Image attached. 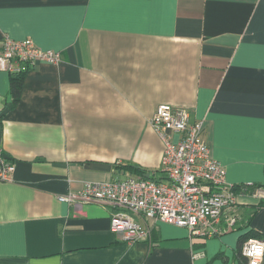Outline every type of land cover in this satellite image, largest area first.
<instances>
[{
    "label": "crops",
    "instance_id": "0c3cea01",
    "mask_svg": "<svg viewBox=\"0 0 264 264\" xmlns=\"http://www.w3.org/2000/svg\"><path fill=\"white\" fill-rule=\"evenodd\" d=\"M6 36L62 61L30 68L16 103L0 70V148L16 163L12 180L0 179V264H247L244 238L264 240L253 189L236 223L225 216L206 238L130 213L148 231L134 242L111 229L123 209L60 195L139 176L121 164L167 181L151 125L163 103L204 120L228 183L264 185V0H0Z\"/></svg>",
    "mask_w": 264,
    "mask_h": 264
},
{
    "label": "built area",
    "instance_id": "2783aa9c",
    "mask_svg": "<svg viewBox=\"0 0 264 264\" xmlns=\"http://www.w3.org/2000/svg\"><path fill=\"white\" fill-rule=\"evenodd\" d=\"M61 52L45 49L31 38L0 41V70L21 72L43 62L57 64ZM151 125L165 145L162 161L167 181L128 176L117 180L87 182L79 192L60 195L69 204L92 201L112 204L124 211L111 217V229L120 238L134 242L147 236L148 231L130 213L145 217L150 223L163 221L186 227L192 235L210 237L219 232V223L227 216L230 226L237 221L236 210L240 197L246 195L243 184L238 191L228 183L226 168L213 157L211 147L202 138L205 122L190 123L189 110L184 106L163 103L157 106ZM16 163L9 160L0 148V179L12 180ZM251 195L264 199V187H254ZM261 247L258 256L249 255ZM242 254L247 264H262L264 240L249 237L243 244Z\"/></svg>",
    "mask_w": 264,
    "mask_h": 264
},
{
    "label": "trees",
    "instance_id": "16d2710c",
    "mask_svg": "<svg viewBox=\"0 0 264 264\" xmlns=\"http://www.w3.org/2000/svg\"><path fill=\"white\" fill-rule=\"evenodd\" d=\"M30 69V66H27L25 69L21 70V72H15V73H10L11 76V81H10V94L12 96L13 99V103H16L20 100L21 98V94H22V89H23V83L26 77V74L28 72V70ZM9 160L15 162V160L11 157V156H7ZM119 167H123L126 168L127 170H130L133 173H136L139 175V177H145L143 176L144 172L142 171L141 168L131 165V164H121L118 165ZM241 185H235L234 189L236 191L239 190V188L242 186ZM264 185H260V184H254L253 186H247V189H253L254 187H263ZM262 202H260L261 204ZM251 236H259L256 235L254 233H250L246 236V238H244V240L242 241V244L244 241H246L249 237ZM246 239V240H245ZM242 247V246H241Z\"/></svg>",
    "mask_w": 264,
    "mask_h": 264
},
{
    "label": "water",
    "instance_id": "95a60500",
    "mask_svg": "<svg viewBox=\"0 0 264 264\" xmlns=\"http://www.w3.org/2000/svg\"><path fill=\"white\" fill-rule=\"evenodd\" d=\"M85 167L95 169V170L107 171V172H110L112 170L111 164L103 163V162H91L89 164H86ZM145 177L148 178L149 175L146 174Z\"/></svg>",
    "mask_w": 264,
    "mask_h": 264
},
{
    "label": "clouds",
    "instance_id": "9594fccd",
    "mask_svg": "<svg viewBox=\"0 0 264 264\" xmlns=\"http://www.w3.org/2000/svg\"><path fill=\"white\" fill-rule=\"evenodd\" d=\"M261 253H262V249H261V247H256L255 250H254L253 252H250V253H248V254H249V255L258 256V255H260ZM252 264H256V261L254 260V261L252 262Z\"/></svg>",
    "mask_w": 264,
    "mask_h": 264
},
{
    "label": "rangeland",
    "instance_id": "374dc122",
    "mask_svg": "<svg viewBox=\"0 0 264 264\" xmlns=\"http://www.w3.org/2000/svg\"><path fill=\"white\" fill-rule=\"evenodd\" d=\"M3 152H4V154H5V155H7V156H8V154H6V153H5V151H3Z\"/></svg>",
    "mask_w": 264,
    "mask_h": 264
}]
</instances>
